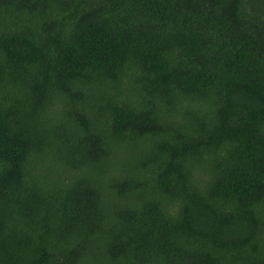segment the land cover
I'll return each mask as SVG.
<instances>
[{
	"label": "trees",
	"instance_id": "16d2710c",
	"mask_svg": "<svg viewBox=\"0 0 264 264\" xmlns=\"http://www.w3.org/2000/svg\"><path fill=\"white\" fill-rule=\"evenodd\" d=\"M0 264H264V0H0Z\"/></svg>",
	"mask_w": 264,
	"mask_h": 264
}]
</instances>
